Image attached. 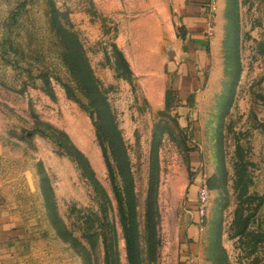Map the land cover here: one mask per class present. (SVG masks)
<instances>
[{"label":"rangeland","instance_id":"rangeland-1","mask_svg":"<svg viewBox=\"0 0 264 264\" xmlns=\"http://www.w3.org/2000/svg\"><path fill=\"white\" fill-rule=\"evenodd\" d=\"M214 4L191 57L170 0H0V203L21 264H129L123 214L141 264H264V0ZM78 51L110 107L99 132Z\"/></svg>","mask_w":264,"mask_h":264},{"label":"crops","instance_id":"crops-1","mask_svg":"<svg viewBox=\"0 0 264 264\" xmlns=\"http://www.w3.org/2000/svg\"><path fill=\"white\" fill-rule=\"evenodd\" d=\"M170 5L172 17L189 30L195 44L189 53L194 57L207 44L206 0H170ZM21 247V230L5 216L0 203V264H21Z\"/></svg>","mask_w":264,"mask_h":264},{"label":"trees","instance_id":"trees-1","mask_svg":"<svg viewBox=\"0 0 264 264\" xmlns=\"http://www.w3.org/2000/svg\"><path fill=\"white\" fill-rule=\"evenodd\" d=\"M76 42V41H75ZM80 51V49H79ZM77 52L75 56V65L80 66V70H76L72 67V74L77 82V88L89 99L88 105H84L90 112V114L95 118L94 123L97 131H101V125L98 123V119H102L104 115H108L110 113V107L108 101L103 94L99 84L96 82L94 78V74L92 70L85 65V63L78 62L77 59H84V56L81 55L80 52ZM83 161L86 159L81 155ZM80 163V160H78ZM96 188H99L100 185L96 179L92 181ZM151 191V190H150ZM151 197V194H150ZM151 199V198H150ZM122 213H126L123 210ZM131 213V212H130ZM134 216L133 215H122V225L124 229V235L126 240V249H127V257L129 264H141L140 260V248L138 241V232L136 225L134 224Z\"/></svg>","mask_w":264,"mask_h":264},{"label":"built area","instance_id":"built-area-1","mask_svg":"<svg viewBox=\"0 0 264 264\" xmlns=\"http://www.w3.org/2000/svg\"><path fill=\"white\" fill-rule=\"evenodd\" d=\"M214 10H215L214 0H206V14H207L208 30L211 27L213 15H214ZM206 198H207V188L205 186H203L200 188V200H201V202L203 203ZM201 207H202V205H201Z\"/></svg>","mask_w":264,"mask_h":264}]
</instances>
